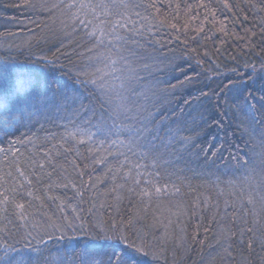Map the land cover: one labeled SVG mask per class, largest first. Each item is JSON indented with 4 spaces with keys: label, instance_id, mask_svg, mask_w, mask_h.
Listing matches in <instances>:
<instances>
[{
    "label": "trees",
    "instance_id": "obj_1",
    "mask_svg": "<svg viewBox=\"0 0 264 264\" xmlns=\"http://www.w3.org/2000/svg\"><path fill=\"white\" fill-rule=\"evenodd\" d=\"M125 2L139 7L127 11L135 32L120 35L137 42L128 46L140 69L149 65L151 75H140L159 98L139 101L151 112L149 127L159 130L158 159L128 154L129 164L119 155L124 148L68 138L78 127L95 131L92 110L98 116L100 105L87 90L91 110L42 100L0 110V177L16 178L0 181V191L11 197L15 188V201L25 205L21 219L14 203L0 204V257L7 250L24 264H81L94 245L100 264L113 248L126 249L101 239L115 224L129 240L148 242L157 258L133 253L145 264H264V0ZM53 3L59 0H0V63L48 86L49 96L88 63L91 46L78 22L41 7ZM49 149L56 170L46 167L39 183L29 176L30 197L16 164L30 171L29 158L42 160ZM145 179L161 187L159 196L140 195Z\"/></svg>",
    "mask_w": 264,
    "mask_h": 264
},
{
    "label": "snow or ice",
    "instance_id": "obj_2",
    "mask_svg": "<svg viewBox=\"0 0 264 264\" xmlns=\"http://www.w3.org/2000/svg\"><path fill=\"white\" fill-rule=\"evenodd\" d=\"M41 7L49 11L59 9L61 14L66 16L73 25L78 22L80 26H83L86 30L84 35L87 37V43L91 45L85 48V51L89 53L88 63L78 68L74 78L69 76V81L59 84L50 96L47 94L48 86H45L42 90L38 81L34 83L30 78L22 80L19 76V69L10 62L0 63V110L18 109L20 104L27 105L36 100H42L49 106L65 109L91 110L83 103L85 96L82 90H87L89 96L100 105L98 116L96 111L92 110L93 118L97 121L96 124L92 125L95 131L78 127L67 132L66 136L81 145L86 143L97 144L98 141V146L108 144L124 148L127 150V154L120 152L119 155L124 156L129 164H132V161L129 159L128 154L133 157L153 155L155 162L158 159V156L154 154L159 151L155 143L159 139V130L156 129V134H154L153 129L149 127L152 124L149 119L151 112H148L146 105L141 104L139 101L140 98H143L147 102L149 93L156 102L159 98L152 88L145 86L146 78L140 75L141 71H146L151 75L149 65L144 64L143 69H140L137 66V52L128 46L129 41L132 44L137 42L131 40V37L120 35L121 29L135 32L134 22L128 18L127 11L130 8L139 6L127 3L125 0H67V2L59 0V3H53L50 8L46 4H42ZM224 7L228 8L229 6L225 3ZM136 15L139 16V13L137 12ZM129 23H133L132 28L127 27ZM76 85L79 87H76ZM172 87L175 88V85ZM21 93H23V97H21ZM236 107L239 108V105ZM146 112L147 115H145ZM5 127H10L7 121H5ZM185 139L187 140V138ZM70 150L65 149V151ZM13 151L17 150L14 149ZM89 151H92V149L89 148ZM51 153V149L45 151L44 158L39 161L29 158L30 171L22 168L17 162L15 170L18 177L21 178L20 188L23 189L27 185L29 187L28 196L33 195L30 175H35L39 183L46 167H51L53 172L56 170L53 163L55 157ZM109 155H111V152H109ZM103 159H97L95 162L103 163ZM132 167L139 169L142 165L136 163ZM47 175L50 177L52 173L49 172ZM137 175H140L139 172H137ZM156 175L159 176V173L157 172ZM9 177L16 179L9 172L5 177H0V181L6 183ZM143 182L146 187L140 190L141 196L150 200L153 194L157 196L161 194V187L153 180L145 179ZM140 183V179L135 180L137 187ZM11 191L13 193L11 197L8 189L0 191V204L6 206L9 203H14L20 218L23 219L25 205L15 201L14 196L17 190L13 188ZM129 191H133V189L130 188ZM176 192H179V188H176ZM261 201L264 202V197H261ZM247 203L253 205L254 209L255 199L252 194H249ZM76 218L79 219V217ZM67 227L73 228V224L69 223ZM97 227L100 232L105 231L100 225H97ZM112 231L113 235L105 234L101 236V239H118L120 243L126 245L127 250L121 248L117 251L113 248L110 254H106L108 256L107 261H101L100 264H145L133 253L142 254L143 256L152 255L153 258H157L155 253L149 251V244L143 237L138 236L136 240H129L123 234L122 229L117 233L115 224L112 225ZM249 231H252V229L249 228ZM91 238L95 239L96 237L92 236ZM251 247L252 244L249 242V248ZM12 250L15 251V249ZM83 256L84 259L81 264H96L94 258L95 246H86ZM0 259L4 260V264H24L23 260L9 257L7 250Z\"/></svg>",
    "mask_w": 264,
    "mask_h": 264
}]
</instances>
